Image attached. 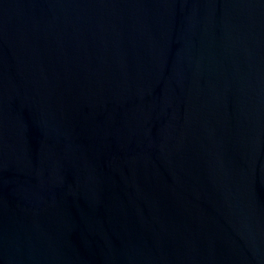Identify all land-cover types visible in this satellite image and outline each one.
I'll list each match as a JSON object with an SVG mask.
<instances>
[{
	"label": "water",
	"instance_id": "obj_1",
	"mask_svg": "<svg viewBox=\"0 0 264 264\" xmlns=\"http://www.w3.org/2000/svg\"><path fill=\"white\" fill-rule=\"evenodd\" d=\"M264 250V0H191Z\"/></svg>",
	"mask_w": 264,
	"mask_h": 264
}]
</instances>
